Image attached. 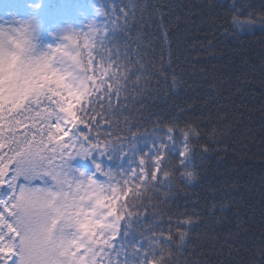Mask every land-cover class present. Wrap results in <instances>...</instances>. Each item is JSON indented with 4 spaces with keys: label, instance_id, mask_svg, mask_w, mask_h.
<instances>
[{
    "label": "snow or ice",
    "instance_id": "snow-or-ice-1",
    "mask_svg": "<svg viewBox=\"0 0 264 264\" xmlns=\"http://www.w3.org/2000/svg\"><path fill=\"white\" fill-rule=\"evenodd\" d=\"M2 8L0 264H187L180 258L195 251L203 210L157 211L151 194L168 197L177 178L196 181L217 130L172 117L151 132L110 131L129 86L145 78L131 44L118 43L142 6L5 0ZM250 8L231 0L224 33L264 30V14ZM157 76L168 80L163 66ZM78 157L91 169L73 164Z\"/></svg>",
    "mask_w": 264,
    "mask_h": 264
},
{
    "label": "trees",
    "instance_id": "trees-1",
    "mask_svg": "<svg viewBox=\"0 0 264 264\" xmlns=\"http://www.w3.org/2000/svg\"><path fill=\"white\" fill-rule=\"evenodd\" d=\"M136 3L143 10H137L127 41L118 43L131 44L132 61L143 65L145 78L139 87L129 86L110 131L125 137L129 127L151 132L157 121L172 117L215 127L214 150L196 161L197 180L177 178L168 197L151 195L157 211L185 205L203 210L191 241L195 251L182 261L264 264V30L225 34L221 24L231 0ZM238 3L264 14V0ZM161 66L168 80L157 76Z\"/></svg>",
    "mask_w": 264,
    "mask_h": 264
},
{
    "label": "rangeland",
    "instance_id": "rangeland-1",
    "mask_svg": "<svg viewBox=\"0 0 264 264\" xmlns=\"http://www.w3.org/2000/svg\"><path fill=\"white\" fill-rule=\"evenodd\" d=\"M67 2H68V3H74L75 0H67ZM99 2H100L101 4H103V0H102V1L99 0ZM3 3H5V0H0V15H3V14H4V13H3V8H2ZM85 3H86V2H85ZM69 18H71V17H69ZM72 163H73V164H76V165H78V166H88L89 169H91V160L84 161L82 158H79V157H78V158H76V160H74Z\"/></svg>",
    "mask_w": 264,
    "mask_h": 264
}]
</instances>
